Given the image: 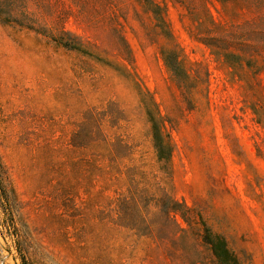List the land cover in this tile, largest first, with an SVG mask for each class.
I'll return each mask as SVG.
<instances>
[{"label": "rangeland", "instance_id": "rangeland-1", "mask_svg": "<svg viewBox=\"0 0 264 264\" xmlns=\"http://www.w3.org/2000/svg\"><path fill=\"white\" fill-rule=\"evenodd\" d=\"M155 1L167 4L169 28L196 63L186 94L161 54L168 39L139 0H4L12 21L0 20V264H192L170 255L156 237L119 226L107 198L115 192L98 195L89 155L72 146L83 112L110 102L121 118L109 129L132 145L134 163L189 206L191 227L177 215L188 227L187 240L205 225L244 264H264V126L249 106L252 97L232 69L189 34L190 0ZM200 1L229 25L252 16ZM61 28L91 56L38 32ZM126 45L130 60L117 50ZM140 89L154 95L170 130L168 183ZM202 249V264H214Z\"/></svg>", "mask_w": 264, "mask_h": 264}, {"label": "trees", "instance_id": "trees-1", "mask_svg": "<svg viewBox=\"0 0 264 264\" xmlns=\"http://www.w3.org/2000/svg\"><path fill=\"white\" fill-rule=\"evenodd\" d=\"M139 1L152 13L156 27L168 39V45L161 48V54L177 84L186 94L192 86L191 67L196 63L187 58L169 28L167 4L162 5L155 0ZM190 1L186 6L194 27L189 29V34L205 44L217 60L232 69V77L242 82L246 94L252 97L249 106L257 121L264 126V0H216L226 12H235L236 7H240L252 14L231 25L216 21L206 1ZM180 2L183 4L186 0ZM230 2L233 3L231 8ZM11 13V8L4 4V0H0V20L10 23ZM21 25L39 30L27 23ZM38 32L68 50L91 56L85 45L64 28L56 32ZM117 50L123 59L130 60L128 45L117 47ZM140 94L151 126L159 170L163 174V182L168 183L173 156L170 130L154 95L141 89ZM115 106L114 102H110L102 110L97 107L86 109L72 135L71 144L83 155H89L94 186L97 182L100 184L98 195L111 190L115 192V196L108 194L107 198L115 203L118 225L139 236L156 237L167 247L170 255L188 258L192 264L204 262L202 248L209 250L214 264H244L226 239L205 225L199 237L191 242L187 240L188 227L179 221L177 215L191 227L186 216L189 206L174 196L171 187L162 184L156 176H149L143 165L134 163L132 145L122 134L109 129L121 118L120 115H114ZM187 248L193 249V258L187 257Z\"/></svg>", "mask_w": 264, "mask_h": 264}]
</instances>
